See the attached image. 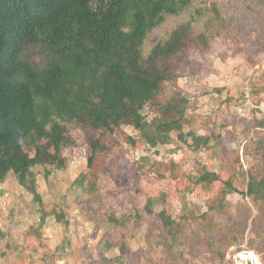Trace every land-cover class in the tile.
<instances>
[{"label":"rangeland","instance_id":"obj_1","mask_svg":"<svg viewBox=\"0 0 264 264\" xmlns=\"http://www.w3.org/2000/svg\"><path fill=\"white\" fill-rule=\"evenodd\" d=\"M220 1L240 4L236 22L191 52L190 67H180L162 93L187 95L184 129L208 137L206 144L192 149L177 132L159 142L153 130L146 137L121 125L102 137L109 148L84 194L79 175L88 171L90 149L84 131L72 128L63 166L36 176L43 210L13 175L0 184V264H103L102 256L107 264H236L243 251L264 264V201L255 206L246 193L248 173L264 175V3ZM183 18H167L148 43ZM27 53L39 63L37 47ZM141 112L147 120L159 114L152 106ZM165 214L175 221L170 232Z\"/></svg>","mask_w":264,"mask_h":264},{"label":"trees","instance_id":"obj_2","mask_svg":"<svg viewBox=\"0 0 264 264\" xmlns=\"http://www.w3.org/2000/svg\"><path fill=\"white\" fill-rule=\"evenodd\" d=\"M231 6L220 0H0V184L13 175L42 209L36 176L47 178L51 166H63L62 150L75 127L90 149L88 171L79 175L84 194L95 160L109 148L102 137L121 125L146 137L153 130L159 142L177 132L192 149L205 145L208 137L184 129L190 124L187 95L174 88L164 99L163 86L175 82L180 67H190L191 52H203L236 22L240 4ZM180 16L148 43L167 18ZM31 47L38 48L39 63L30 59ZM146 106L159 114L147 120L141 112ZM247 176L246 193L258 206L264 175ZM223 184L235 190L230 180ZM151 206L147 200L148 213ZM161 223L170 232L175 221L165 214ZM166 252L168 259L176 255Z\"/></svg>","mask_w":264,"mask_h":264},{"label":"built area","instance_id":"obj_3","mask_svg":"<svg viewBox=\"0 0 264 264\" xmlns=\"http://www.w3.org/2000/svg\"><path fill=\"white\" fill-rule=\"evenodd\" d=\"M236 264H261L258 257L251 251L237 253Z\"/></svg>","mask_w":264,"mask_h":264}]
</instances>
